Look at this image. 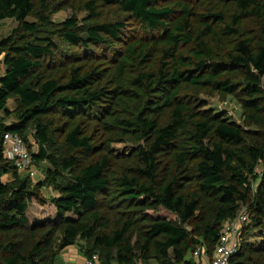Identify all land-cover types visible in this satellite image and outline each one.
Listing matches in <instances>:
<instances>
[{"label": "trees", "instance_id": "trees-1", "mask_svg": "<svg viewBox=\"0 0 264 264\" xmlns=\"http://www.w3.org/2000/svg\"><path fill=\"white\" fill-rule=\"evenodd\" d=\"M48 1L0 0V22H17L0 39V264H54L56 253L45 258L57 232L59 251L92 241L84 255L100 264H201L196 247L211 256L241 206L250 221L232 260L264 264V0H97L127 17L116 21H92L100 13L88 0L89 19L59 23ZM216 95L238 100L242 123L209 107ZM11 98L20 110L8 122ZM33 124L34 158L56 168L48 178L73 177L50 199L57 218L28 226L46 181L20 172L3 140L15 132L32 146ZM59 139L81 155L48 153ZM246 224L255 243L243 240Z\"/></svg>", "mask_w": 264, "mask_h": 264}, {"label": "rangeland", "instance_id": "rangeland-1", "mask_svg": "<svg viewBox=\"0 0 264 264\" xmlns=\"http://www.w3.org/2000/svg\"><path fill=\"white\" fill-rule=\"evenodd\" d=\"M38 1V0H35ZM88 0H49L47 5V14L49 15L50 19L54 22H62L63 20L69 18V17H76L80 22H83L86 19L90 18V12L86 8V2ZM95 3L97 5V11H99L100 15L99 17L92 19V21H116V20H125L127 17L125 14H123L118 7L115 6H105L101 4V2L95 0ZM29 20H34L33 17H29ZM17 25V22L14 19H5L2 22H0V39L2 37L7 36L9 33H11L12 29L15 28ZM130 28L133 29L135 26L132 24V22L129 24ZM64 46V44H62ZM66 49H69V46H64ZM3 55H0V75L4 72V66L2 63ZM263 86H264V78H263ZM209 107L213 108L215 111H223L227 114V116L236 122L242 123L243 122V110L238 102L237 99H235L234 96L228 95L227 97L223 98L220 95L216 96H205ZM10 109L12 114L7 117L8 122H11L16 119L17 112L20 110V106L16 98H11L10 100ZM36 129L34 128V124L30 128L29 132V139L32 144L30 146L32 153H33V160L34 165L36 166V169L38 170L37 176L33 179L34 181H46V185L42 188L40 191L41 198H34L32 202L29 205V209L27 212L28 216V226L31 225H40L44 221H53L57 218V211L55 206L52 204L50 199L56 195L59 194L58 185L59 183L66 182L68 180H71L73 175L70 173L65 172L62 174V176H55L51 179L48 178V169L50 168L51 171H53L55 166L48 160L44 159L40 162L37 160L39 157L36 156L34 158V154H38L39 151V143L37 142V139L35 137ZM113 147L120 151L127 153L130 149V144L126 142H118L114 143ZM48 153L55 154L58 160L62 159L64 156L70 154V153H76L78 156L79 154L76 150H74L73 147L66 144L63 139H59L58 144L52 148H46ZM89 158H81V164L87 163L90 161ZM92 160V159H91ZM125 164L124 161H117L116 163H113V169H117L119 165ZM77 170L74 171L76 173ZM14 179V176L10 173L6 176H4L5 181H12ZM253 184V183H252ZM42 199V200H41ZM72 214V213H71ZM249 224V223H248ZM246 224L244 227L246 230L243 234V240L245 242H252L255 243L258 239H260L259 230L249 226ZM30 228V227H29ZM29 228L23 230L20 232L19 235L20 238L23 239V246L29 247L31 242V235L29 233ZM49 231V226L46 228L41 229L38 231V234L44 235ZM59 232H57L55 239L51 245V249L48 251L50 256H46V261L48 259V263H51L52 253H56V258L53 261L54 264H62V258L66 257L67 254L72 253L70 250L64 249L59 251L58 250V243H59ZM18 237V236H17ZM76 250L81 252L83 255L86 253V251L93 249V242L88 240H82L78 239L77 244L75 246ZM96 251L100 254V256H103L106 249L105 248H95ZM85 251V252H84ZM85 256V255H84ZM257 256V255H255ZM163 259H156V258H150V259H143L139 257L135 264H163ZM41 264H45L44 260L41 261Z\"/></svg>", "mask_w": 264, "mask_h": 264}, {"label": "built area", "instance_id": "built-area-1", "mask_svg": "<svg viewBox=\"0 0 264 264\" xmlns=\"http://www.w3.org/2000/svg\"><path fill=\"white\" fill-rule=\"evenodd\" d=\"M3 147L5 156L14 162L20 172L29 174L33 179L37 176L38 170L34 165L32 150L19 133H5ZM249 221L250 212L245 206H241L233 218L223 223L212 255L207 253L204 246H197L194 256L202 257L201 264H237L232 260V256L238 249L241 229ZM82 264H100V257L98 254L85 257Z\"/></svg>", "mask_w": 264, "mask_h": 264}, {"label": "crops", "instance_id": "crops-1", "mask_svg": "<svg viewBox=\"0 0 264 264\" xmlns=\"http://www.w3.org/2000/svg\"><path fill=\"white\" fill-rule=\"evenodd\" d=\"M0 118H2V114L0 113ZM76 245L72 246V247H68V249L70 250V252L67 254L66 257L62 258V264H82L83 259L85 258V256L79 252L78 250L74 249ZM67 249V248H66Z\"/></svg>", "mask_w": 264, "mask_h": 264}]
</instances>
